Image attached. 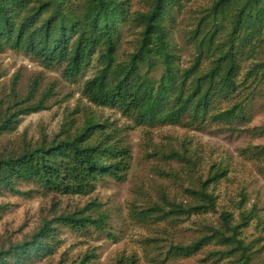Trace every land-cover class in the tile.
I'll return each instance as SVG.
<instances>
[{"label":"rangeland","instance_id":"1","mask_svg":"<svg viewBox=\"0 0 264 264\" xmlns=\"http://www.w3.org/2000/svg\"><path fill=\"white\" fill-rule=\"evenodd\" d=\"M215 1L175 0L167 27L180 68L188 67L202 50V65L208 64L204 43L210 35L214 43L227 39L228 17L214 16ZM150 2L128 0L129 11L145 12ZM138 32L134 24L123 27L118 60L134 50ZM239 58V80L244 83L211 112L236 104L241 107L238 118L146 126L87 101L83 85L96 65L69 79L60 68L43 67L21 52L1 51L0 118L15 113L16 122L13 130L0 133V155L50 140L64 126L73 131L93 117L107 126L109 142L129 149L130 158L122 180L104 177L86 195L45 192L29 183L18 186L24 193H0V249L28 239L43 219L84 210L104 221L101 228L58 226L54 252L30 264H76L84 256L90 258L87 264H128L131 259L135 264H242L238 251L229 253V247L215 242L192 254L172 247L188 246L209 234V228H220L221 212L230 213L234 224L244 211L254 214L240 235L248 262L264 264V28L242 47ZM249 69L257 70L256 79H244ZM37 104L41 107L36 111H20ZM211 166L226 173L208 186L215 196L214 209L177 212L176 206L196 202L187 190L198 188Z\"/></svg>","mask_w":264,"mask_h":264},{"label":"trees","instance_id":"2","mask_svg":"<svg viewBox=\"0 0 264 264\" xmlns=\"http://www.w3.org/2000/svg\"><path fill=\"white\" fill-rule=\"evenodd\" d=\"M174 2L151 0L147 11L131 13L128 0H0V52H21L43 67L60 68L69 79L96 65L94 75L83 85V96L93 106L119 111L136 125L238 118L241 107L236 104L211 112L215 103L228 100L245 81L239 80L240 51L264 28V0H216L211 11L221 20L228 17L227 39L214 43L210 35L204 43L208 64L202 65V50L184 68L179 66L167 27ZM129 24L139 28L136 46L120 61L117 53L122 29ZM260 67L264 75V64ZM156 71L158 78L152 76ZM256 71L249 69L244 79H256ZM40 107L37 104L20 111L33 112ZM15 122V113L6 112L0 118V133L13 130ZM106 127L87 117L73 131L64 126L50 140L0 155V193H24L18 186L29 183L45 192L86 195L104 177L122 180L129 149L109 142ZM213 169L211 166L198 188L187 190L196 202L187 208L176 206L177 212L187 215L214 209L215 196L208 186L226 173ZM253 217L252 212L243 211L232 224V215L223 211L220 228H209L210 233L194 243L172 249L192 254L215 242L229 247V253L238 251L242 264H249L240 235ZM103 223L84 210L43 219L28 239L0 249V264H30L50 256L58 226L84 231L88 225L101 228ZM89 259L84 256L76 264H87Z\"/></svg>","mask_w":264,"mask_h":264}]
</instances>
